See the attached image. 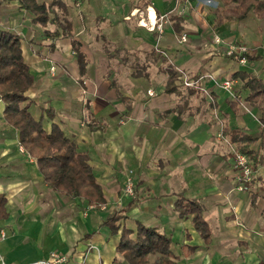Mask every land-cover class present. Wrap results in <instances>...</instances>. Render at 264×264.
Masks as SVG:
<instances>
[{"label": "crops", "instance_id": "0c3cea01", "mask_svg": "<svg viewBox=\"0 0 264 264\" xmlns=\"http://www.w3.org/2000/svg\"><path fill=\"white\" fill-rule=\"evenodd\" d=\"M41 1L51 6L46 24L17 0H0V30L21 37L35 77L25 104L48 132L57 123L89 155L106 202L51 188L0 99V193L8 213L0 220V257L31 264L59 251L68 264H130L117 247L122 229L140 222L171 239L175 264H264V163L241 190L239 146L222 133L226 126L258 138L251 148L264 156L260 111L234 78L244 71L264 80V19L252 13L217 25L220 0ZM148 7L157 17L168 14L162 34L140 24L154 21ZM232 44L260 58L243 65L227 54ZM171 70L176 89L167 92ZM185 78L200 82L187 87ZM230 79V90L218 84ZM131 171L133 197L124 194ZM181 199L201 206L208 239L195 213L178 208ZM112 216L122 217L117 233L107 223Z\"/></svg>", "mask_w": 264, "mask_h": 264}, {"label": "trees", "instance_id": "16d2710c", "mask_svg": "<svg viewBox=\"0 0 264 264\" xmlns=\"http://www.w3.org/2000/svg\"><path fill=\"white\" fill-rule=\"evenodd\" d=\"M21 8L31 11L34 22L46 24L51 19V6L41 0H17ZM222 7L215 10L217 25L227 20H244L250 14L258 19H264V0H220ZM21 37L8 30H0V99L5 103L4 116L7 124L19 132L20 145L36 161L39 172L46 182L56 192L76 198H85L90 204L100 206L105 204L106 198L101 185L97 182L93 169L89 164V155L79 151L75 141L68 137L64 130L53 123L48 132L44 127L43 116L36 118L29 108L26 93L35 84V77L26 63ZM76 47V44H75ZM78 61L82 72L85 71L86 62L81 53ZM244 56L248 61L260 57L248 50ZM167 92L176 89L175 71L171 70ZM235 79L244 83V90L249 94L246 101L260 111L259 121L264 132V80L248 72H237ZM47 115L54 119L53 110L48 109ZM223 136L230 142L236 143L239 150L247 155L255 167L264 163L261 150L252 149L251 146L259 139L253 138L241 130H230L224 126ZM253 182V181H252ZM6 197L0 193V220L8 217L6 210ZM183 215L195 213V226L203 237L208 239L209 228L201 216L202 208L195 202H178ZM121 216H112L108 220L113 233L121 228ZM172 241L157 228L146 227L137 223L135 230L123 228L117 252L130 264H149L156 256L155 264H175L172 260Z\"/></svg>", "mask_w": 264, "mask_h": 264}, {"label": "built area", "instance_id": "2783aa9c", "mask_svg": "<svg viewBox=\"0 0 264 264\" xmlns=\"http://www.w3.org/2000/svg\"><path fill=\"white\" fill-rule=\"evenodd\" d=\"M150 7H148V10L150 11ZM168 14L162 15L161 17H157L155 15L154 21L150 18L149 21L145 22L142 18L140 21V24L144 27L149 26V30L153 32H164V25L167 21ZM144 21V22H143ZM180 41L185 43L188 41V35L187 33L180 36ZM215 41L217 43L221 42V39L218 36H215ZM248 51L247 46L245 45H230L227 49V54L238 61L239 63L246 65L248 63V59L244 56V54ZM52 71L55 72V67L52 68ZM200 81H192L187 78L184 79V84L187 87H195L198 85ZM222 88L226 90H230L233 87L234 81L233 80H225L218 83ZM150 96H153L155 93L150 90L148 92ZM23 148V147H22ZM234 160H235V166L239 170V181L241 183L240 189L245 190L248 189L247 185L252 183L254 180V172L255 167L253 163L250 161L249 157L245 155L241 150L238 148L235 149L234 152ZM132 171L128 174L126 179V185L124 189V194L126 196L133 197L134 196V180ZM1 237L4 239L6 237V234L4 232L1 233ZM69 258L67 255L59 252V251H52L48 257L42 258L39 260L34 261L31 264H68ZM0 264H8L7 261L0 257Z\"/></svg>", "mask_w": 264, "mask_h": 264}, {"label": "bare ground", "instance_id": "6f19581e", "mask_svg": "<svg viewBox=\"0 0 264 264\" xmlns=\"http://www.w3.org/2000/svg\"><path fill=\"white\" fill-rule=\"evenodd\" d=\"M150 11H151V14H152V18L154 19V17H155L154 9H150Z\"/></svg>", "mask_w": 264, "mask_h": 264}]
</instances>
